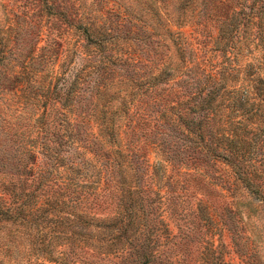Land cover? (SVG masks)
<instances>
[{"label":"trees","instance_id":"1","mask_svg":"<svg viewBox=\"0 0 264 264\" xmlns=\"http://www.w3.org/2000/svg\"><path fill=\"white\" fill-rule=\"evenodd\" d=\"M190 2L124 8L125 39L139 51L122 60L125 76H112L105 52L123 46L84 20L78 38L100 54L95 76L81 67L23 78L20 96L36 109L0 128V224L31 228L23 244L32 264H215L205 239L218 220L239 234L242 214L264 199V76H211L208 60L186 54L184 32L171 25ZM235 27L214 44L224 50ZM220 158L227 189L240 186L242 197L205 172Z\"/></svg>","mask_w":264,"mask_h":264},{"label":"rangeland","instance_id":"2","mask_svg":"<svg viewBox=\"0 0 264 264\" xmlns=\"http://www.w3.org/2000/svg\"><path fill=\"white\" fill-rule=\"evenodd\" d=\"M132 3L133 0H0V128H9L7 120L14 122L18 112L33 119L35 105L31 101L24 103L20 96L23 78L31 76V83H37L38 76L69 77L81 67L82 75L95 76L93 65L100 54L93 47L82 45L83 39L78 38L83 36L80 21L100 27L108 38L111 36L123 46L118 51L105 52L113 53L112 76H125L122 69L127 62L123 64L122 60L126 57L132 61L139 52L136 41L125 39L130 22L123 10ZM182 12V24H172L171 28L184 32L186 54L190 49L195 60H202V64L209 61L211 76H243L247 71L251 72L247 76H264V40L259 39L264 35V0H192ZM225 14L228 18L224 20ZM230 22L236 25L232 31L235 34L222 50L214 40L225 33L223 29ZM145 49L143 46L142 50ZM260 138L263 140L259 144L264 145V131ZM157 158L159 154L151 151L150 160ZM224 163L220 158L205 172L222 191L235 192L234 198L242 197L240 186L227 189L229 183L222 180ZM254 200L260 203L249 216L242 214L246 223L239 234L229 233L224 226L220 228L218 220L213 234L205 239L211 247L209 259L213 258L215 264H264V199ZM254 225L256 228H252ZM9 228L12 237L6 235ZM30 230L26 223L0 224V264H32L33 254L23 244L31 238ZM197 264L204 262L198 258Z\"/></svg>","mask_w":264,"mask_h":264}]
</instances>
